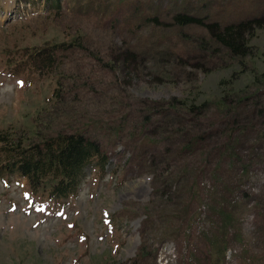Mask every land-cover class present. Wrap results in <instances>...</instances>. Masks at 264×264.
<instances>
[{
    "label": "rangeland",
    "instance_id": "374dc122",
    "mask_svg": "<svg viewBox=\"0 0 264 264\" xmlns=\"http://www.w3.org/2000/svg\"><path fill=\"white\" fill-rule=\"evenodd\" d=\"M56 4L0 0V264H264V27L231 55L172 20L235 22L264 0ZM171 99L195 104L152 114ZM79 129L107 159L76 194L3 166Z\"/></svg>",
    "mask_w": 264,
    "mask_h": 264
},
{
    "label": "trees",
    "instance_id": "16d2710c",
    "mask_svg": "<svg viewBox=\"0 0 264 264\" xmlns=\"http://www.w3.org/2000/svg\"><path fill=\"white\" fill-rule=\"evenodd\" d=\"M48 1L51 5H57L56 0ZM152 17L157 18V15H152ZM203 17L202 15L177 9L172 15V20L179 25L191 23L203 26L202 34L196 36L198 39L197 48L202 45H205V47L213 45L211 49L224 48L231 55L247 54L250 51L249 42L252 33L257 28L264 27V14L252 15V17L243 20L226 21L225 23H219L215 19L204 21ZM58 45V43L50 42L40 46L39 49L42 51ZM38 50H35V52ZM130 51L135 54L134 51L127 50V52ZM46 53L50 58L51 55L48 54L47 50ZM133 56L131 53V58ZM187 101L183 100V105L181 104L179 108L172 99L168 100V103L162 104L160 102V105H156L152 110V114H167L168 108L172 112H179V109L186 112L195 104L193 101H190V103ZM204 104L205 100L197 104V107ZM216 104V107H219L223 114L228 112L229 109L223 111V106L227 105L225 97L218 98ZM198 135L196 134V136ZM101 148V142L93 134H87L81 129L59 131L48 138L42 139L40 144H29L25 148H17L13 153L6 152L7 156L3 166L7 168V171H19L20 174L27 177L28 182L32 185H35V182L43 176H49L52 178L48 190L49 194L52 196H68L69 193L76 194L78 187H80L85 174L84 166L87 162L95 159V162L100 166L104 164L107 157H105Z\"/></svg>",
    "mask_w": 264,
    "mask_h": 264
}]
</instances>
